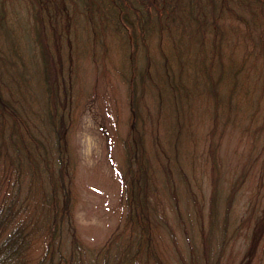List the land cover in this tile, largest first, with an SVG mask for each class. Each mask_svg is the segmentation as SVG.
Wrapping results in <instances>:
<instances>
[{"label":"trees","instance_id":"trees-1","mask_svg":"<svg viewBox=\"0 0 264 264\" xmlns=\"http://www.w3.org/2000/svg\"><path fill=\"white\" fill-rule=\"evenodd\" d=\"M89 64L126 107L124 212L92 246L71 145ZM238 128L264 137V0H0V264H251L264 207L238 256L245 166L220 154Z\"/></svg>","mask_w":264,"mask_h":264},{"label":"rangeland","instance_id":"rangeland-1","mask_svg":"<svg viewBox=\"0 0 264 264\" xmlns=\"http://www.w3.org/2000/svg\"><path fill=\"white\" fill-rule=\"evenodd\" d=\"M25 18L27 16L24 12L23 19ZM22 40L24 43L29 40L28 46L33 43L30 38L23 37ZM32 47L33 52L37 51L35 44ZM83 78L90 94L79 100L76 126L71 136L75 154L77 197L74 220L79 236L92 246L106 239L120 222L124 212L121 188L113 167L118 165L122 157L119 138L124 131L123 121L126 116L125 88L115 76H103L93 70L91 64L86 65ZM236 131L231 137L222 139L220 154L228 163L226 167H231L225 168V172L228 171V175L231 174L234 179L235 174L237 177L241 176L240 171L245 166V174L241 176V193L237 194L232 215L243 228L233 247L234 252L240 256L247 247L244 229L252 228L255 221L260 219L264 207V150H261L262 153L258 151L264 145V137L252 148V135L240 132L239 128ZM222 179L225 188L232 181L225 175H222ZM204 185L205 191H209L207 180ZM170 215V222H175V215L172 212ZM248 232L252 235L250 228ZM176 233L178 231L175 230ZM173 235V232L170 233L172 238ZM168 242L167 247L170 248L173 240L169 239ZM255 249L251 264H264V228Z\"/></svg>","mask_w":264,"mask_h":264}]
</instances>
